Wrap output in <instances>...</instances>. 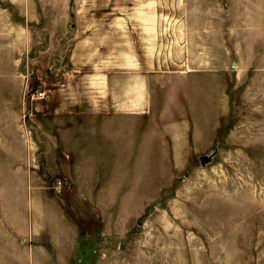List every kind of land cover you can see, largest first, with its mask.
<instances>
[{
	"label": "rangeland",
	"instance_id": "1",
	"mask_svg": "<svg viewBox=\"0 0 264 264\" xmlns=\"http://www.w3.org/2000/svg\"><path fill=\"white\" fill-rule=\"evenodd\" d=\"M74 1L0 0V264H264V0ZM72 10L88 35L108 22L104 50L152 58V117L193 124L186 166L153 151L136 197L85 198L65 173L55 98L97 76L65 50Z\"/></svg>",
	"mask_w": 264,
	"mask_h": 264
},
{
	"label": "crops",
	"instance_id": "2",
	"mask_svg": "<svg viewBox=\"0 0 264 264\" xmlns=\"http://www.w3.org/2000/svg\"><path fill=\"white\" fill-rule=\"evenodd\" d=\"M71 1L67 0L66 6ZM74 2L77 8L89 3L87 0ZM73 11L74 20L79 16L80 22L75 20L77 25L72 24V37L67 36L69 44L65 50H74L73 54L79 56V59L76 57L79 65H85L84 61H95L97 76L81 80V86L96 87L95 95L55 98L57 102L65 103L63 115L59 117H64L65 173L85 198L117 200L136 197L132 194L136 190V167H151L153 151L173 152L171 165L177 168L186 166L195 142L193 124L182 115L152 117V112L161 108L153 99L151 68H147L153 63L152 58L142 66L137 50H104V45H111L104 34L108 22L101 21L99 32L103 35L94 37L88 35L90 26L81 22L82 12ZM69 15L70 12L65 15L66 23ZM119 18L112 16V29L116 30L115 24L121 23ZM94 41L103 48L96 50V60L84 53L91 50ZM76 108L79 110L75 111ZM154 128L156 132H153ZM157 130L161 131L159 135L163 136L164 143L162 140L159 143ZM142 174L146 175V171ZM109 205L114 206V201Z\"/></svg>",
	"mask_w": 264,
	"mask_h": 264
},
{
	"label": "built area",
	"instance_id": "3",
	"mask_svg": "<svg viewBox=\"0 0 264 264\" xmlns=\"http://www.w3.org/2000/svg\"><path fill=\"white\" fill-rule=\"evenodd\" d=\"M33 97L37 98V99H43L45 97V91L42 90H37Z\"/></svg>",
	"mask_w": 264,
	"mask_h": 264
},
{
	"label": "water",
	"instance_id": "4",
	"mask_svg": "<svg viewBox=\"0 0 264 264\" xmlns=\"http://www.w3.org/2000/svg\"><path fill=\"white\" fill-rule=\"evenodd\" d=\"M209 159H210V158H209V157H206V156H202V157L200 158L202 164H205L206 162H208Z\"/></svg>",
	"mask_w": 264,
	"mask_h": 264
}]
</instances>
